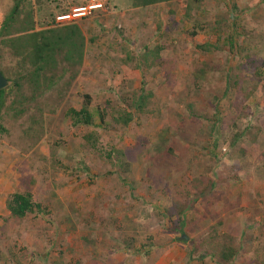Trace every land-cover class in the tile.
I'll return each instance as SVG.
<instances>
[{
  "label": "rangeland",
  "instance_id": "obj_1",
  "mask_svg": "<svg viewBox=\"0 0 264 264\" xmlns=\"http://www.w3.org/2000/svg\"><path fill=\"white\" fill-rule=\"evenodd\" d=\"M13 3L0 0V22ZM110 3L117 7L76 20L85 56L67 96L1 113L0 264H220L201 245L213 229L239 243L231 264H264V76H253L264 74V0ZM25 6L40 18L37 0ZM0 58L12 62L6 50ZM227 68L240 93L225 89ZM84 93L90 110L105 111L103 127L64 117ZM138 95L148 96L142 112L127 127L114 123ZM88 132L123 153L127 174L116 157L85 147ZM195 178L213 183L206 198L188 197ZM25 189L47 214L9 216L7 197ZM173 197L189 198L184 242L156 215Z\"/></svg>",
  "mask_w": 264,
  "mask_h": 264
},
{
  "label": "trees",
  "instance_id": "obj_2",
  "mask_svg": "<svg viewBox=\"0 0 264 264\" xmlns=\"http://www.w3.org/2000/svg\"><path fill=\"white\" fill-rule=\"evenodd\" d=\"M27 1L14 0L13 6L0 22V52L6 50L12 59L9 64H2L0 58V73L8 82L5 88L0 89V120L3 110L5 112L12 111L16 116H20L32 105H37L38 99H43L44 96L47 99L52 98V101H54L53 97L56 98L57 102L62 101L67 96L73 81L79 75V70L84 61L86 41L76 20L60 23L56 22L55 18L69 13L71 6L85 5L88 0H37L41 11L39 19L37 14L35 15L36 12L33 7L26 8L25 3ZM110 1L107 0L106 6L111 5ZM127 1L128 5L126 6L139 8L180 0ZM115 5L112 4L111 7L116 8ZM100 13L101 11L97 10L90 15ZM209 47L211 46H198L200 49ZM160 51V47L155 48L149 58L153 61L157 60ZM230 70L231 68L229 70L227 68L225 72L227 77L225 89H234L240 93L242 86L238 76H236L238 74L232 75ZM260 70L259 68L256 69L253 74L256 82L264 76ZM82 99V105L79 109L67 107L64 110L63 115L70 121L71 125L101 128L107 124L106 113L103 109L97 108L96 112L90 110L91 96L84 93ZM147 100L148 96H134L130 102L125 104V109L121 108L117 111L116 116H111L112 121L122 127H127L133 121L135 114L142 112ZM36 109L40 111L39 108ZM188 110L190 113H194L192 106H188ZM95 116L98 118L97 124L95 123ZM249 129L240 134L248 132ZM2 131L0 124V132ZM256 131L250 132L252 139L255 138ZM82 139L90 152L97 153L101 157L105 156L110 163L116 157L120 160L122 174L129 172L130 163L123 158V153L115 151L113 148L107 150L105 143L96 132H88L83 135ZM214 147H216L215 143ZM260 157L264 163V152L260 154ZM85 171L88 172V168H85ZM189 187L191 192L188 197L194 196V200H197L206 198L214 185L204 181L203 178H195L190 182ZM188 199L182 200L179 197H173L170 205L165 207L162 213L156 212L158 217L168 219L174 231L181 233L180 240L183 242L185 238L182 236L185 235L181 230L185 223L184 214L189 206ZM5 208L9 216L16 219H23L29 214L42 215L48 213L41 203L33 199L29 189L12 192L5 201ZM176 239L179 238L174 240ZM201 245L205 247V250H211V255L220 264H231L239 254V243L224 234H220L215 229L203 237ZM142 247L144 246L142 245ZM134 252L137 253L139 250ZM148 252L145 251L144 253L148 254ZM194 253H197L196 248L192 254ZM192 254L189 253L190 257Z\"/></svg>",
  "mask_w": 264,
  "mask_h": 264
},
{
  "label": "built area",
  "instance_id": "obj_3",
  "mask_svg": "<svg viewBox=\"0 0 264 264\" xmlns=\"http://www.w3.org/2000/svg\"><path fill=\"white\" fill-rule=\"evenodd\" d=\"M107 0H88L79 7L72 8L67 14L56 16V22H68L89 16L93 11H103L106 8Z\"/></svg>",
  "mask_w": 264,
  "mask_h": 264
},
{
  "label": "water",
  "instance_id": "obj_4",
  "mask_svg": "<svg viewBox=\"0 0 264 264\" xmlns=\"http://www.w3.org/2000/svg\"><path fill=\"white\" fill-rule=\"evenodd\" d=\"M8 82L6 80V78L0 73V89H3L7 86ZM183 238H185V236H182Z\"/></svg>",
  "mask_w": 264,
  "mask_h": 264
}]
</instances>
